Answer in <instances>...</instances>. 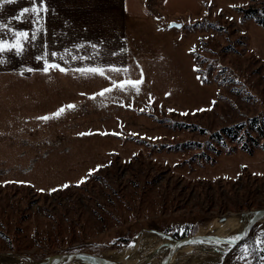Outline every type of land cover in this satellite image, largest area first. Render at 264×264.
<instances>
[{
    "label": "rangeland",
    "instance_id": "374dc122",
    "mask_svg": "<svg viewBox=\"0 0 264 264\" xmlns=\"http://www.w3.org/2000/svg\"><path fill=\"white\" fill-rule=\"evenodd\" d=\"M198 1L170 13L150 0L159 23L129 31L126 69L0 74V264L74 252L116 264L142 233L215 236L217 220L264 209V28L242 11L264 0ZM141 70L139 92L116 86ZM238 126L235 140L221 132ZM262 232L264 219L219 264H264ZM135 252L132 264L168 255L152 240Z\"/></svg>",
    "mask_w": 264,
    "mask_h": 264
},
{
    "label": "crops",
    "instance_id": "0c3cea01",
    "mask_svg": "<svg viewBox=\"0 0 264 264\" xmlns=\"http://www.w3.org/2000/svg\"><path fill=\"white\" fill-rule=\"evenodd\" d=\"M34 2L41 7L39 18L29 11L17 21L15 17L20 15L21 9H31ZM199 4L198 0H162L163 11L170 13L187 7L193 9ZM150 5V0H43L42 6L40 0L6 2L0 7V23L9 27L0 29V39L13 41L12 28L27 31L29 38L22 41L24 48L20 55H16L14 49L0 53L4 59V63H0V74L45 73L41 70L43 60L37 59L45 52L48 59L68 69L67 72L50 69L47 73L78 72L75 70L89 65L103 66L105 71L112 70L109 65L118 70L126 69L136 58L130 52L129 31L140 32L152 20L159 23L158 15L151 13ZM34 19L35 23L32 22ZM173 22L180 23V20L170 23ZM33 32L35 40L31 38ZM53 52L57 56H52ZM28 68L35 70L28 71Z\"/></svg>",
    "mask_w": 264,
    "mask_h": 264
},
{
    "label": "bare ground",
    "instance_id": "6f19581e",
    "mask_svg": "<svg viewBox=\"0 0 264 264\" xmlns=\"http://www.w3.org/2000/svg\"><path fill=\"white\" fill-rule=\"evenodd\" d=\"M250 218H251V214L230 213L228 214V217L224 219V221L219 222L217 220L216 225H215L216 232L214 234L215 236L226 238V239H233V237L237 239L245 232ZM241 222H247V224L240 234L235 235L233 237H225V230L230 223H240L241 224ZM151 240L156 242L168 254H169L170 248L175 243V240L163 239L154 234L142 233L138 237L134 238L133 241L127 246L126 253L121 259L119 258L116 264H132L133 257H135V254H136L135 250L137 251L142 243H145ZM210 242L211 244H207L201 247V249L199 248L201 251L200 254H196L193 252L194 253L193 256H190V253H192L191 250H188V248H186V245L197 244V243L206 244ZM210 242L200 241V242H193V243H184L176 250V252L173 255V258L177 259V257H180V261H179L180 264H219L221 262L222 257L229 250V246L227 245L228 246L227 251L225 252L226 244L217 243L213 241H210ZM191 249H195V247H192ZM188 256L191 259H189ZM151 257L152 255L149 258ZM188 259L189 261L186 263ZM163 261L160 264H162ZM75 262H79L81 264L82 263L87 264L86 262L79 260V259L70 264H77ZM63 263L64 262H61L60 264H63ZM106 264H109V263L107 262Z\"/></svg>",
    "mask_w": 264,
    "mask_h": 264
},
{
    "label": "snow or ice",
    "instance_id": "6c2138e0",
    "mask_svg": "<svg viewBox=\"0 0 264 264\" xmlns=\"http://www.w3.org/2000/svg\"><path fill=\"white\" fill-rule=\"evenodd\" d=\"M11 3L12 0H0V7L3 6L4 3ZM40 5H43V0H40ZM29 11H31L32 13L37 14V19L39 18V13L41 11V7L38 6L35 2L32 4L31 9L29 8H23L21 9V13L20 15H17L15 17V19L17 21L21 20L22 16L24 13H28ZM46 11V8H45ZM33 23H35V19L32 21ZM9 26L7 24L4 23H0V29H7ZM10 31L12 32V34L14 35L15 39L13 41H9L7 39H0V53L5 52L6 50H15V54L16 55H20L21 52L23 51L24 45L22 43V41H26L29 38V33L27 31H17L15 28L10 29ZM33 40L36 39V35L35 32H33L32 37ZM67 52V50H65ZM52 56H57V53L53 52L51 53ZM38 60L42 59L43 60V68L41 69L43 72L47 73L50 71V69H59L61 72H67L68 69L65 68L63 65H61L60 63H57L55 60H50L48 59V53L45 52L43 57H37ZM60 59H63V56L60 57ZM73 59H77V57H73ZM0 63H4V59L3 57H0ZM109 68H111L112 70H118L115 68V66L109 65ZM28 71H34L35 69L32 68H28ZM75 71L80 72L83 75H88V74H99L101 76L105 75V69L103 66H93V65H89L83 68H78ZM22 74V73H21ZM143 80V75H142V70H141V77L140 79H128L122 82H119L116 86H118L121 89L127 90V86H131L133 88H135V90L137 92H139L140 88L139 85L142 83ZM111 91V88H105L101 91L100 95H103L105 92H109ZM95 97V94H93V98ZM68 108H74L75 105L73 104H69L67 105ZM65 111V107L62 106L61 108H59L55 113H53V116H59L62 112ZM38 119H43V120H47L49 119V116L45 115L43 117H39ZM81 135H83V133H81ZM101 167V165H98L97 168ZM96 171V169H90L89 172H93ZM82 179H86L82 178ZM81 181H77V183H80ZM63 187H67V184L62 185ZM261 236H264V232H262L260 234ZM233 239H236L235 237H233ZM256 243H262V241L257 238ZM242 251L244 253L245 256H247L249 254L248 252V245H244L242 248ZM261 251H264V249H261Z\"/></svg>",
    "mask_w": 264,
    "mask_h": 264
},
{
    "label": "water",
    "instance_id": "95a60500",
    "mask_svg": "<svg viewBox=\"0 0 264 264\" xmlns=\"http://www.w3.org/2000/svg\"><path fill=\"white\" fill-rule=\"evenodd\" d=\"M169 27L178 28L179 30L180 28H182V24H180L179 22L178 23L173 22V23H170ZM261 219H264V209H259L253 212L251 214V218L249 220V223L246 227L245 232L237 239H226V238L213 236V235L194 234L191 236H187V238L184 237V238L175 240V243L170 248L168 256L166 257V259L163 261L162 264H169L176 250L184 243L213 241L217 243L226 244L230 247H235L238 244L244 242L248 238L254 225H256L257 222ZM78 259L86 262L87 264H106L105 260L102 257L93 255L90 253H86V252L56 254V255L49 257L45 264H60L61 262H64L63 264H70Z\"/></svg>",
    "mask_w": 264,
    "mask_h": 264
},
{
    "label": "trees",
    "instance_id": "16d2710c",
    "mask_svg": "<svg viewBox=\"0 0 264 264\" xmlns=\"http://www.w3.org/2000/svg\"><path fill=\"white\" fill-rule=\"evenodd\" d=\"M243 11V16L245 18H254L256 22H258L263 28H264V8L258 9L255 7H250L248 9H242ZM258 120L255 119L254 122L256 123ZM238 128L235 127H228L224 128L221 132L222 134L224 133L225 136L230 137L231 139L235 140L237 139V134H238ZM258 132L260 133V136H264V129L262 127H258ZM222 134L216 133L215 136L218 138H221ZM248 148V147H247Z\"/></svg>",
    "mask_w": 264,
    "mask_h": 264
},
{
    "label": "built area",
    "instance_id": "2783aa9c",
    "mask_svg": "<svg viewBox=\"0 0 264 264\" xmlns=\"http://www.w3.org/2000/svg\"><path fill=\"white\" fill-rule=\"evenodd\" d=\"M53 70H57V69H53Z\"/></svg>",
    "mask_w": 264,
    "mask_h": 264
}]
</instances>
